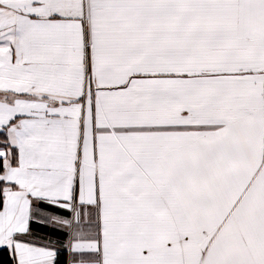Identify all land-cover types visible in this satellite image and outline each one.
I'll return each instance as SVG.
<instances>
[{"label":"snow or ice","instance_id":"6c2138e0","mask_svg":"<svg viewBox=\"0 0 264 264\" xmlns=\"http://www.w3.org/2000/svg\"><path fill=\"white\" fill-rule=\"evenodd\" d=\"M0 264H264V0H0Z\"/></svg>","mask_w":264,"mask_h":264}]
</instances>
